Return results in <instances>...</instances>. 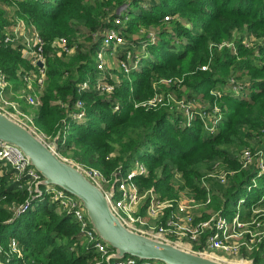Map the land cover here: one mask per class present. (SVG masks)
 Masks as SVG:
<instances>
[{
    "label": "trees",
    "instance_id": "1",
    "mask_svg": "<svg viewBox=\"0 0 264 264\" xmlns=\"http://www.w3.org/2000/svg\"><path fill=\"white\" fill-rule=\"evenodd\" d=\"M10 1L18 4L17 13L21 17L36 24L46 41L47 77L41 92L42 103L38 106L41 117L39 120H43L44 132L51 142L59 134L58 151L61 154L80 162L83 166L100 169L111 183L119 167L125 172L133 169L136 157L139 156L144 160L150 158L152 161L159 159L161 154L178 148L174 138L164 137L167 132L165 128L168 126L179 131L180 136L183 137V139L179 138L181 141L201 143L202 146L214 140L217 132L212 131L207 122L206 129L199 131L200 129L187 121L184 110L178 108L173 111L136 109L130 112L128 107H124L114 111L115 104H123L121 99L112 98L111 95L109 97L102 93L101 89L82 88V82L87 79L88 71L94 68L93 57L103 46L102 41L108 31L112 27L120 33L123 31L126 37L118 46L116 55L126 60L132 73L136 71L138 76H141L146 72L142 65L134 67L138 54L144 53L141 47V43L144 42L132 37V21L122 23L121 18L126 20L129 16L133 19L139 16L158 17L161 12L176 13L178 6L187 8L188 14L182 12L180 19L172 21L170 26H163L162 35L158 36L160 47H157L158 56H161L163 61L157 56L154 57L151 67L147 69L150 73H153L155 67L163 70L171 69L180 62H185L190 67L189 70H194L207 59L209 42L215 39L217 29L224 28L230 33L235 28H243V38L246 32L262 35L260 30H264V0H166L165 7L162 6L160 9L156 7L162 3L161 0H149L151 9L140 3L142 2L140 0ZM121 7H124L121 10L125 12H118ZM153 9L157 10L156 14L152 13ZM117 18H120L121 23H116ZM9 23L10 16L7 17L4 6L0 5V34ZM187 31L197 34V39H191L186 34ZM165 36H171L169 38L177 41L173 43ZM57 37L66 38L68 47L73 48L74 51L60 52L58 47L52 45ZM245 40L248 43L251 41L250 37ZM125 47L131 49L129 57ZM68 52H71L70 57L64 55ZM233 52L230 55L234 56ZM255 53L252 49H247L244 53L242 51L247 57ZM214 54L218 55V52L215 50ZM247 57L238 64L256 69L257 62ZM20 58L21 53L15 45H0V67L8 76L18 77L20 72L16 63ZM239 65L238 68H241ZM214 66L213 71L197 70L195 77H188L186 80L188 89H191L187 90L186 98L195 97L204 104L203 113L197 108L186 110H190L194 118H198V114L202 116L210 113L212 106L205 104L203 95L196 92L195 88L213 81L215 82L213 89L223 88L225 94L229 89L234 90L227 89L225 81L216 76L221 64ZM184 71L186 70L183 68L179 71L172 70L171 74ZM242 72L243 70H240L236 76L241 75ZM95 75L98 78L101 73L96 72ZM110 81L114 86L119 84L112 78ZM231 82L242 87L238 96H233L237 105L241 109H249L251 114L248 119L237 118L238 121H234L233 125L237 132L231 135L233 142L238 146L249 142L255 147L253 139L256 137L254 139L256 142L264 143V78ZM79 99L84 103L80 108L76 104ZM82 111L86 113L81 115ZM171 118H174L173 122L176 125L171 126ZM68 122H71L70 125ZM72 124L76 132L70 139L68 136ZM261 150L264 153V145ZM149 163L151 162H148V165ZM176 166L171 157L163 158V169ZM146 170L145 174H137L139 180L152 177L151 166ZM187 171L191 179L199 178V173L206 174L201 169L191 167ZM15 174L16 170L12 168L11 163L0 159V243L7 250L0 248V264H94L99 259H102L100 264H107L106 255L103 256L101 251L90 247L79 223L60 199L36 197L30 201L25 210L15 213L10 204L13 205L14 199L25 203L27 201L25 189L28 188V183L22 182L24 178L15 179ZM255 175H258V166L252 165L244 176L238 178V182H233L229 178L222 182L219 178L208 177L198 182L196 179L190 186L193 189L198 188L197 190L206 196L207 189L210 190L208 195H213L215 202V211L210 214L213 215L217 211L235 210L238 207L237 201L243 199L240 190ZM233 199H235V207H231ZM245 206L246 202L243 201L240 206L242 216L246 218L252 216L249 206H246L247 210L243 212ZM262 207L264 208V205ZM255 220L264 224L261 217H256ZM204 235L193 242L194 248L203 249ZM14 238L18 240L17 248L8 251L9 243L15 240ZM245 252L247 251L239 256H245ZM259 254L260 251L257 250L254 260L259 258ZM157 262L148 260L146 264H157Z\"/></svg>",
    "mask_w": 264,
    "mask_h": 264
},
{
    "label": "rangeland",
    "instance_id": "2",
    "mask_svg": "<svg viewBox=\"0 0 264 264\" xmlns=\"http://www.w3.org/2000/svg\"><path fill=\"white\" fill-rule=\"evenodd\" d=\"M140 1H142L140 3L146 5V7L150 9L152 8L149 0L147 2H144V0ZM161 1L162 3H160L159 6L156 5V9H160L162 6L165 7L166 0ZM0 5L4 6L7 17L10 16L11 18L13 15H17L16 17L20 16L17 13L19 6L16 2L10 0H0ZM123 8L124 7H121L118 12H125V10H121ZM156 9H153L154 11L152 13L156 14ZM187 11V8L178 6L176 13L161 12L159 13L160 16L158 17L139 16L133 19L131 16H129L126 20L121 18L122 23H127L129 20L132 21V37L144 42L141 43L144 53L141 52L138 54L134 68L142 65L144 72H146L141 74V76H138V72L135 71L132 73L130 68H128L127 71L125 68V65L128 66L126 60L116 55L119 49L118 46L109 44V48L105 47L104 52H102L101 69L98 67L99 61H97V53L93 57L94 68L89 70L87 73V79L90 81L89 86L92 87V83L95 82L100 85L102 83L106 84L108 87L109 85L112 86L113 83L110 81L112 78L113 81L119 82V84L117 86H112L111 90L104 89L102 93H105L107 96L111 95L112 98L121 99L123 104H121L119 108H116L115 104L113 108L114 111L121 110L124 107H128L130 112L135 111L136 109H144L147 111L171 109L169 111H173L178 108L179 110H184L185 114L183 112L182 114L186 115L187 121L191 122L194 127L200 129L199 131L206 129L205 123L207 122V124L210 125V129L214 132H217V137L214 140H211L202 146L201 143L195 144V142L181 141L180 139H183V137L180 136L179 131L168 126V128H165L167 132L165 133L164 137H167V139L174 138V142L177 143L178 148L173 149V151L170 152L167 151L169 153H163L160 155L159 159L152 161L150 158H146L147 160H144L139 156L136 157V164L134 165L133 169H137L142 165H145L146 168L151 166L153 169V174L150 179L141 180L138 179V175L136 174L133 176L132 180L136 183L139 189L142 187L140 189L141 191H146L148 194L152 193L155 197L160 199L161 202H165L167 205L164 207L163 214L159 218L150 217L147 211H145L143 214L145 216L144 220L146 222L144 230L148 232L157 234V226L160 225V223L165 224V222L168 220V214L170 216V212L180 203H185L193 207V222L197 225L202 221H205L209 215L215 211V202L213 201L214 197L213 195L211 196V194L208 195L210 190L207 189L208 194L206 196L197 190L198 188L193 189L190 186L191 183L196 181V179L198 182L200 179L205 180L208 177L211 178L210 175L223 174V176H225L227 179L229 178L233 182H238V178L244 176V174H246L252 165L258 166V175L253 176L239 192L240 195L243 196L246 206H249L252 211V216L250 217L246 218L242 216V214L239 216V219L245 223L244 229H250L249 239L252 240V250L245 252V256L233 255L227 252L225 249L217 247L205 248L204 251L198 250L197 248H194V244L188 239H185L184 237L181 238L175 233H172L174 236L171 237H169V235L165 236L164 233H160L159 236L162 235V237L173 240L182 246L195 251H203L221 259L230 261H245L253 264H264V255L261 252L259 254V258L254 260L255 252L258 249L260 251L263 249L261 241L264 242V224L259 226V224L253 222L256 217H261L264 223V208L262 207L264 205V153L261 150L264 143L261 144L256 142L254 140L256 138L255 137L253 139L255 147L249 142V144L247 143L245 145L238 146L231 138V135L237 132L233 125L234 121H238L237 118L240 120L248 119V117L251 115L249 109H241L237 105V101L233 98V96H238V93L240 90H242V87L240 85L233 84L231 81L237 80L239 82H245L246 80L252 81V79L254 80L255 78H264V42H262L264 38V30H260L262 35H257L253 32H246L244 34L245 38H243V28H235L234 31L230 33L226 32V29L224 28L217 29L215 39L210 40L209 42V52L207 53V59L194 70H189L190 67H188V64L185 62H180L177 64V66H173L171 69L166 68L163 70L155 67L153 73L147 72V69L151 67L152 62L154 61V57L157 56L160 61H163L162 57L158 56L157 51V47H160L158 36L160 37L162 35L161 33L163 32V26H170L172 21L180 19L182 12L188 14ZM118 19L120 18H117L116 23H121ZM111 29L115 28L112 27ZM198 30H200V28H198ZM121 32L123 33V31ZM186 34L193 40L197 39V34L195 35L194 32L187 31ZM123 37L124 39L126 37L124 33ZM165 37L170 39V41L173 43L177 41L176 39L169 38L171 36ZM249 37L251 41L248 43V41L245 39ZM247 49H252L256 52L255 55L249 56L251 59H253V61L257 62L258 67H256V69L253 67H242L238 64L247 57L245 54H242V51L244 53V51ZM125 50L127 51V55L129 57V53L131 54V49L127 47ZM215 50L218 52V55L214 54ZM232 51H234V56L230 55ZM71 52H68L64 55L70 57L71 55L69 53ZM215 64H221V66L218 68L216 76L219 77V79H223L225 81L227 89L233 88L234 90L226 89L228 92L227 94H225L223 88L218 87L215 88V90L213 89L215 87V82L213 81L206 82L202 87L195 88L196 92H200L203 95L205 104H212V106L209 111L210 113L203 114L202 116L201 114H198V118H194L190 110L197 108L203 113L204 104L195 97L192 99L186 98L187 90H191L188 89L186 80L188 77H195L197 70L213 71ZM16 65L19 68L20 73L18 77L9 76L12 82V87L10 88L12 93H10L8 96L11 99L17 101L21 110L27 115L28 118H31L32 121L29 123L35 132L46 142L50 143L51 141L48 139L43 129V120H39L41 117L38 106L28 104L23 97H19L18 95V89H25L23 92H31L33 90L37 91L36 81L32 78L33 72L36 71L35 66L29 59L24 58L22 54ZM238 65L241 66V68H238ZM181 68L186 71L183 73L171 74L172 70L179 71ZM240 70H243L242 74L236 76V73H238ZM96 72L101 73V76H99L98 79L95 75ZM19 86L22 87L20 88ZM188 108L190 110L186 111ZM171 119V126L176 125V123L173 122L175 121L174 118ZM68 123L70 125L71 122ZM75 132V126L72 124L68 137L70 139L73 138ZM60 155L78 165H81L80 162L74 161L64 154L60 153ZM165 157H171L177 166L163 169V158ZM148 162L151 163L148 165ZM190 167L197 170L201 169V171H205L206 174L202 175V173H199V178L191 179V177H188L187 171V169ZM19 176V174H15V179H17ZM22 182H27V180L24 178ZM25 191L27 194V200L33 197L34 191L32 188L28 187L25 189ZM209 196L210 200H208ZM46 199L49 198L46 197ZM147 202H149V200H147ZM238 202L239 201H237V204L240 205V202ZM12 203L13 205L10 204V207L15 210V213L20 212L21 208L25 204L18 199H14ZM235 205V199H233V202H231V207H235ZM246 206L244 207L243 212L247 210ZM137 211L142 213V209L137 208ZM166 211H168V214L164 216V214L167 213ZM238 212V209L224 211L222 215L228 225L229 222L233 221V219L238 215ZM211 226H213V222H211ZM141 228H143V226ZM201 235L203 237L204 234ZM232 239H235V237L232 236L231 238H228L226 240L228 241L227 244L232 243ZM17 244V239L12 240L9 243L10 250L8 251L16 249ZM0 248L7 251L2 243H0ZM100 262H102V259L97 260L94 264H100ZM146 263H148V261H145L144 264ZM157 264L159 263L157 262Z\"/></svg>",
    "mask_w": 264,
    "mask_h": 264
},
{
    "label": "built area",
    "instance_id": "3",
    "mask_svg": "<svg viewBox=\"0 0 264 264\" xmlns=\"http://www.w3.org/2000/svg\"><path fill=\"white\" fill-rule=\"evenodd\" d=\"M17 15L11 16L9 25L5 26L0 34V45H15L18 47L22 56L26 59H29L35 66L36 71L33 72L32 78L36 81L37 91L23 92L24 90H18L19 97H23L28 104H33L39 106L42 103L41 92L47 77V64H46V41L41 35L38 27L33 23L25 19L24 17H16ZM119 20V19H118ZM107 42V43H106ZM124 42V37L116 29H111L105 35L103 39V46L97 52V61H99L98 67H102V52H104L105 47H108L109 44H114L119 46ZM52 45L58 47L62 52L72 51L73 48H69L67 45V40L64 37H57L54 39ZM130 55V53H129ZM125 64V63H124ZM126 70L128 71V66L125 65ZM98 79V78H97ZM96 79V81H97ZM90 81L84 80L82 82V88H87ZM114 86V84L112 85ZM111 85L98 84L97 82L92 83L93 88L101 90H111ZM11 88V82L7 73L0 67V108L7 111L9 114L29 126L32 120L28 118L27 115L21 110L19 104L14 99H11L8 96V90ZM109 88V89H108ZM82 91V90H81ZM77 107L80 108L83 106V101L81 99L77 100ZM116 108L120 107V104L115 105ZM86 112H80L81 115H84ZM34 130V129H33ZM35 131V130H34ZM0 159L5 160L7 163H11L13 169L16 170V175L23 177L27 180L28 187L35 191V183L41 178V175L36 171V169L28 164L26 157L23 155L22 151L13 145H3L0 147ZM78 165V164H77ZM82 168L87 175L92 178L99 186H101L105 193L108 196L111 207L116 212V214L122 219V221L129 227L146 232L151 235L158 236L160 238L170 240L168 238L159 236L160 233L171 237L174 236L172 233L178 234L181 238L184 237L188 239L191 243L197 241L202 236L205 235V248H223L227 252L233 255H240L245 251L252 250V240L249 239L250 229H244V224L240 219L242 211L240 206L243 203V199H240V205L236 209L239 210L238 215L233 219V221L226 223L225 218L223 217L222 211H217L213 215H210L205 221L201 223L194 224V214L193 207L185 203H180L171 211V215L168 217V220L165 224L160 223L157 226L158 233H152L144 230L146 222L144 220L143 213H139L137 208H141L142 201L149 200L146 210L150 217L159 218L163 214V209L165 202H161L160 199L155 197L152 193L148 194L146 191H141L136 183L132 180L133 176L136 174L146 173V166H139L137 169L130 170L129 172L123 171L122 168H118L115 172V179L111 183V180L108 179L105 174L98 168L95 167H86L83 165H78ZM125 172V173H124ZM211 177L219 178L224 182L227 178L223 174L210 175ZM115 183L116 187L114 191H110L111 185ZM31 197L32 199H34ZM38 197L50 198V199H60L64 206L69 210L73 217L79 223L80 229L87 240V243L90 247H94L97 250L101 251L102 255H106L110 252V249L107 245L98 240L96 233L91 228L89 220L85 214L84 209L80 206L79 200L69 193L68 191L58 187V186H49L44 188L42 195ZM210 200V197L208 198ZM238 202V203H239ZM30 203V202H29ZM28 203V204H29ZM24 205L21 211L27 208V205ZM213 222V226H211ZM256 222V220H253ZM259 226L262 225L261 222H256ZM143 226V228H141ZM210 229V230H207ZM232 236L235 239H232V243L226 241ZM173 241V240H170ZM263 249L260 251L264 255V242L261 241ZM145 261H141L134 256L127 255L123 259L114 261L112 264H144Z\"/></svg>",
    "mask_w": 264,
    "mask_h": 264
},
{
    "label": "water",
    "instance_id": "4",
    "mask_svg": "<svg viewBox=\"0 0 264 264\" xmlns=\"http://www.w3.org/2000/svg\"><path fill=\"white\" fill-rule=\"evenodd\" d=\"M59 138L58 134L52 142H46L29 126L0 108V147L6 144L18 147L28 164L41 175L34 185V198L42 195L44 188L49 186H58L74 195L98 240L110 249L106 256L107 264L127 255L163 264H253L214 257L129 227L111 207L104 189L76 163L60 155ZM115 187L113 183L110 191ZM31 200L28 199L24 205Z\"/></svg>",
    "mask_w": 264,
    "mask_h": 264
},
{
    "label": "crops",
    "instance_id": "5",
    "mask_svg": "<svg viewBox=\"0 0 264 264\" xmlns=\"http://www.w3.org/2000/svg\"><path fill=\"white\" fill-rule=\"evenodd\" d=\"M10 79V78H9ZM10 82H11V79H10ZM14 84V83H13ZM15 85V84H14ZM11 87H12V82H11ZM16 88H18L17 86H15ZM20 88L22 87V86H19ZM16 88H14V89H16ZM19 90V89H18ZM10 93H12L10 90H8V95L10 94ZM147 204H148V202H147V200H143L142 201V204H141V208L140 209H142V213L144 214L145 213V211H147L146 210V207H147ZM167 213H165L164 214V216L166 215V214H168V211H166ZM170 214H171V212H170ZM168 217H169V214H168Z\"/></svg>",
    "mask_w": 264,
    "mask_h": 264
}]
</instances>
